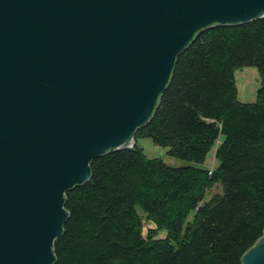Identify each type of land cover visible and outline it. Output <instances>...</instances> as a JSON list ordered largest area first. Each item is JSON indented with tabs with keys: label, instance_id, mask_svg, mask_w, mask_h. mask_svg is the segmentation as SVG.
I'll return each instance as SVG.
<instances>
[{
	"label": "water",
	"instance_id": "obj_1",
	"mask_svg": "<svg viewBox=\"0 0 264 264\" xmlns=\"http://www.w3.org/2000/svg\"><path fill=\"white\" fill-rule=\"evenodd\" d=\"M264 0H0V264H53L65 192L132 147L176 58ZM264 264V229L241 257Z\"/></svg>",
	"mask_w": 264,
	"mask_h": 264
},
{
	"label": "trees",
	"instance_id": "obj_2",
	"mask_svg": "<svg viewBox=\"0 0 264 264\" xmlns=\"http://www.w3.org/2000/svg\"><path fill=\"white\" fill-rule=\"evenodd\" d=\"M243 66L260 74L250 103L237 100ZM135 137L195 165L170 166L137 144L94 158L90 179L65 192L53 264H241L264 229V17L201 32ZM219 137L217 166L202 168ZM218 183L222 193L202 202ZM136 207L153 223L145 234Z\"/></svg>",
	"mask_w": 264,
	"mask_h": 264
},
{
	"label": "rangeland",
	"instance_id": "obj_3",
	"mask_svg": "<svg viewBox=\"0 0 264 264\" xmlns=\"http://www.w3.org/2000/svg\"><path fill=\"white\" fill-rule=\"evenodd\" d=\"M234 81L237 90V100L243 103L254 102L257 98V91L260 86V74L256 67L254 66H243L234 71ZM221 137L215 142L210 151L207 153L205 161L200 164L202 168L212 170L214 169L218 161L215 158V150L217 144L219 143ZM136 144L143 150L145 155L149 158L158 157L161 158L166 164L170 166H180V165H195L194 162L185 159H180L172 156L168 153V147H162L155 144L150 137H137ZM215 193H222V186L220 183L210 187L204 196L202 202L211 199ZM137 212L143 218V234L147 231L148 227H153L151 221H147L145 212L140 208L136 207ZM194 211H191L188 215L187 221L193 219ZM159 237H165L166 231L160 230L158 233Z\"/></svg>",
	"mask_w": 264,
	"mask_h": 264
},
{
	"label": "built area",
	"instance_id": "obj_4",
	"mask_svg": "<svg viewBox=\"0 0 264 264\" xmlns=\"http://www.w3.org/2000/svg\"><path fill=\"white\" fill-rule=\"evenodd\" d=\"M211 171V170H210Z\"/></svg>",
	"mask_w": 264,
	"mask_h": 264
}]
</instances>
